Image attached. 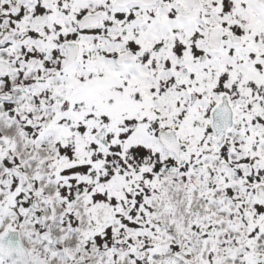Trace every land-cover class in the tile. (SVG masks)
Masks as SVG:
<instances>
[{
  "label": "snow or ice",
  "instance_id": "6c2138e0",
  "mask_svg": "<svg viewBox=\"0 0 264 264\" xmlns=\"http://www.w3.org/2000/svg\"><path fill=\"white\" fill-rule=\"evenodd\" d=\"M0 264H264V0H0Z\"/></svg>",
  "mask_w": 264,
  "mask_h": 264
}]
</instances>
